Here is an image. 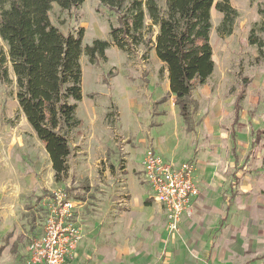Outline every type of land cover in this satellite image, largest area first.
<instances>
[{"label":"rangeland","instance_id":"374dc122","mask_svg":"<svg viewBox=\"0 0 264 264\" xmlns=\"http://www.w3.org/2000/svg\"><path fill=\"white\" fill-rule=\"evenodd\" d=\"M165 1L157 0L163 8ZM260 2L231 0L239 15L229 36L218 34L222 14L213 7L215 70L193 92L200 123L192 133L185 132L166 66L154 49L143 43L125 52L111 45L106 60L96 64L83 54V100L77 109L81 124L71 135L70 169L60 181L45 146L20 111L11 69L12 82L0 81V246L6 243L0 264H32L28 247L42 235L58 192H69L80 203L74 218L81 228L85 219L91 230L99 231L105 225L101 219L114 220L117 213L124 218V237L135 247L141 235H151L146 241L155 246V264L189 263L190 252L209 248H215V264H228L229 249L251 247L242 233L247 224L261 231L253 245L264 254V137L251 152L255 131L264 127V56L249 40L253 33L264 43ZM50 16L65 33L84 27L83 47L95 39L112 42L110 24L117 18L99 0H85L70 11L54 4ZM153 31L155 40L158 28ZM0 47L7 51L1 38ZM237 104L239 122L233 125ZM154 148L168 161L194 164L201 183L200 205L184 216L180 231L172 236L163 221L165 229L158 228L156 235L148 231L152 225L139 221L156 206L144 207L153 191L141 172L145 152ZM22 235L26 238L20 240Z\"/></svg>","mask_w":264,"mask_h":264},{"label":"trees","instance_id":"16d2710c","mask_svg":"<svg viewBox=\"0 0 264 264\" xmlns=\"http://www.w3.org/2000/svg\"><path fill=\"white\" fill-rule=\"evenodd\" d=\"M99 1L117 18L110 24L112 42L95 39L83 47L85 28L65 33L52 22L50 13L54 4L70 11L80 8L85 0H0V38L7 47V51L0 47V81L10 84L12 69L20 111L45 146L58 181L68 175L74 150L71 135L81 124L77 109L83 100V54L96 64L106 60L111 45L125 52L143 43L146 49H154L166 66L179 115L186 130L192 132L200 123L196 118L199 101L193 92L205 85L215 70L212 9L215 6L222 14L217 27L220 36L233 33L239 15L231 0H166L164 8L157 0ZM258 12L264 25V0ZM154 27L158 28L155 40ZM249 40L264 56L263 41L253 33ZM239 110L237 104L233 125L239 122ZM263 137L264 127L255 131L252 153ZM232 149L237 157L235 145Z\"/></svg>","mask_w":264,"mask_h":264},{"label":"built area","instance_id":"2783aa9c","mask_svg":"<svg viewBox=\"0 0 264 264\" xmlns=\"http://www.w3.org/2000/svg\"><path fill=\"white\" fill-rule=\"evenodd\" d=\"M141 172L153 191L152 199L163 209L169 236L180 231L184 215L200 195L195 165L166 160L155 149L145 152ZM80 203L67 192L54 193L44 230L29 245L32 264H66L83 239L74 215Z\"/></svg>","mask_w":264,"mask_h":264},{"label":"crops","instance_id":"0c3cea01","mask_svg":"<svg viewBox=\"0 0 264 264\" xmlns=\"http://www.w3.org/2000/svg\"><path fill=\"white\" fill-rule=\"evenodd\" d=\"M173 104H174V96H173ZM184 129L186 133H192L196 131V130L192 132L187 131L185 125H184ZM154 149L162 155L159 149L157 148ZM196 172H195L196 180L200 187L201 183L197 178ZM198 198L199 197H197L194 200L189 211L186 213L187 215L192 212V210L196 205H200V202H198L199 201ZM137 201L138 202L136 203V205L139 206L138 205L139 200ZM146 201L148 202L146 203ZM153 203L156 206L155 207L153 206V209L152 211L149 212V215L148 214L146 216L141 215L139 221L144 222L150 226L152 225V227L148 228V231H151L153 234L156 235V231L158 228H161L162 230L165 229L166 219L163 209L151 197L144 201L145 209L148 207L151 208ZM131 204H132V200H131ZM142 213H148V211H143ZM153 213H156V216L153 215ZM157 213H160L162 215V220H159V214ZM186 214L184 216H186ZM115 215H116L115 219L114 220L110 219V221L108 222H107V218H102L101 221H105V225H102L101 230L99 231L97 229L91 230L89 226L90 223L85 221V219L82 220L81 225L83 229V239L78 245L77 249L72 253V255H70L66 264H155V260H156L155 246L153 247L152 243L146 241L148 238H150L151 235L149 236L141 235L140 239L143 238V240L138 241L137 247H135L130 243L128 239L126 240L127 237L125 238L123 235V232H125L123 229L124 218L122 216H118L117 213ZM226 215L227 217H229L228 213ZM162 221L163 224L165 223L164 224L165 227H162ZM183 221H184V217L181 225L183 224ZM230 225L231 224H229V226ZM232 230L234 229L232 226H230V231ZM260 232L261 231H258V228L253 227V225L251 226L250 224H247L245 227H243L242 233L249 240L250 243L249 246L251 245V247L243 248V250L229 249L228 264H264V254L259 255L260 253L259 254L257 253L259 248H255L253 245V241H254L253 239H257V237H259L260 235ZM6 237H8V235ZM231 237L233 239H237V237L234 236L233 233ZM25 238L26 236L23 235V239ZM4 240L6 242V238ZM132 240H135L134 236L132 237ZM214 243H215L214 241H211L210 245L213 246ZM5 244L6 243L0 246V250L5 247ZM253 252H256L257 254L253 255ZM186 254L187 252L181 253L179 255L180 257L179 260L182 261L183 256ZM188 256L189 257L186 260V262L187 261L190 262L185 264H215V248L202 249L198 251L194 250L192 251V253L190 252ZM195 257L199 260L198 262L194 261V263H192V261L194 260L193 258ZM205 258L208 259L209 261L204 262ZM157 264L160 263L158 262ZM179 264H184V261Z\"/></svg>","mask_w":264,"mask_h":264}]
</instances>
